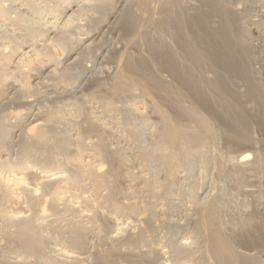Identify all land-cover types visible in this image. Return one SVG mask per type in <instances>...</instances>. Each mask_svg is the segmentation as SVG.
I'll use <instances>...</instances> for the list:
<instances>
[{"label": "bare ground", "instance_id": "bare-ground-1", "mask_svg": "<svg viewBox=\"0 0 264 264\" xmlns=\"http://www.w3.org/2000/svg\"><path fill=\"white\" fill-rule=\"evenodd\" d=\"M237 1L258 11L256 19ZM45 79L62 93L52 91L40 106ZM75 82L82 89L70 95ZM254 126L264 133V0H0V152L14 149L16 160L41 165L35 174L19 164L12 175L26 208L10 197V182L0 187V210L10 199L20 206L13 216L0 211V245L18 257L0 253V264H39L45 229L69 245L62 264H107L112 256L115 264H165L164 252L148 243L159 230L172 262L264 264V214L257 213L264 138H254ZM242 145L239 155L230 152ZM104 163L113 171H102ZM50 167L57 172L48 175ZM23 177L48 198L36 197ZM87 180L92 188L80 204L91 214L80 216L75 195L62 194L86 192ZM232 190L252 200L228 216ZM100 206L134 226L110 237L113 219L94 213ZM187 224L188 241H175ZM238 243L257 252L241 253Z\"/></svg>", "mask_w": 264, "mask_h": 264}, {"label": "rangeland", "instance_id": "rangeland-1", "mask_svg": "<svg viewBox=\"0 0 264 264\" xmlns=\"http://www.w3.org/2000/svg\"><path fill=\"white\" fill-rule=\"evenodd\" d=\"M240 3V4H239ZM236 6H237V8L241 11V10H243L245 13H248L249 14V12L251 13V15L250 16H252L253 15V19H256V17L255 16H257V13H258V15H259V12L257 11V12H255V11H253V9H249V8H247V9H245V10H248V11H245L244 10V8H243V6H242V1H237V3H236ZM253 13V14H252ZM8 27H6V28H4L3 29V31H4V34H6L7 36H11V37H13L14 39H15V41L16 42H23L24 40L22 39V38H19L22 34L19 32V31H15V29H10V27H9V29H7ZM5 29H6V31H7V33H5L6 31H5ZM12 31H14L15 32V35L13 34V33H11ZM8 32L10 33V34H8ZM17 32H18V34H20V35H17ZM14 35V36H13ZM18 40V41H17ZM255 39H253V43H255V45H257V44H260L257 40H256V42L254 41ZM9 43H6V44H3V46H5L6 47V45H8ZM9 46H10V44L8 45V47L7 48H9ZM94 62V64H92ZM90 65L94 68V71L96 72V73H98V72H100V69H101V67H100V65H99V63H97V61H92L91 63H90ZM98 65V66H97ZM46 80V79H45ZM45 80H43V86H41L40 87V89H38V93H39V96H40V101H39V103L41 104L40 106H43V104L44 105H46L47 103L46 102H44L45 100L44 99H47V98H49L50 96H51V92L52 91H54V93L55 94H60V93H62L61 91V89L57 86V85H54L55 83H53V81H51V80H49V79H47L46 81ZM52 82V83H51ZM45 83H47L46 85H45ZM53 84V85H52ZM78 84H79V86H78ZM72 85H75V86H72ZM72 85H70V87L68 88V93H70V95H75L79 90H81L82 89V84H80V83H78V82H75V84H72ZM56 87H58V88H56ZM80 89H79V88ZM43 88V89H42ZM52 88V89H51ZM50 90V91H47V90ZM57 89V90H56ZM60 90V91H59ZM40 91V92H39ZM45 92V93H44ZM57 92V93H56ZM59 92V93H58ZM53 93V92H52ZM46 94V95H45ZM48 95H50V96H48ZM43 98V99H42ZM41 99H42V101H41ZM37 102H35L34 104H33V107H34V109H36V107L38 108V107H40V106H38V104L39 103H37ZM43 103V104H42ZM141 106V105H140ZM12 110H14V109H12ZM25 118H27V120H28V117H25ZM23 119V120H25V121H23L22 120V122H21V126H23V129L24 130H27V127H26V123H27V120L26 119ZM103 118H101V120H102ZM101 122H103V123H106L107 122V118L105 119V117H104V119L101 121ZM29 123H27V125H28ZM133 124H135L136 125V122L134 121L133 122ZM134 125V126H135ZM255 127V126H254ZM253 127V131H252V134H253V136H254V138L256 139V140H260V138L262 139V138H264V133L260 130V131H258L259 129H258V127L256 128H254ZM217 128V132L219 133V134H221L222 132H224L223 130H222V128H221V126H217L216 127ZM225 134H226V132H225ZM260 134H262V135H260ZM14 136V137H13ZM12 136V142L13 143H15L16 142V140L17 139H15V135H13ZM88 139H89V141H91V140H93L94 138L93 137H88L86 140H87V142H88ZM107 138H105V140H106ZM106 141H108V140H106ZM222 143L220 144L221 146H223V140L221 141ZM257 142H259V141H257ZM147 142H145V139H143L142 140V144L143 145H145ZM258 145V147H259V144L257 143L256 144V146ZM14 147V146H13ZM12 147V148H13ZM242 147H244V145H242V146H233V149H231V151L230 152H232V154L233 155H239L240 153H238V151L240 152V150L242 149ZM15 148V147H14ZM245 148V147H244ZM13 150V151H12ZM14 153H15V151H14V149H6V151H2V152H0V187L2 186V183L4 184V182L5 183H9V184H7V185H9V187H8V191H9V193H10V197H12V198H15V199H17L18 201H17V203L20 205L21 203V208L22 209H24V208H26L25 206H27L26 204H23V201H24V199H25V196L23 195L24 193L22 192V190L21 189H19V186H17V184L16 185H14L15 183L12 181L13 180V174H15V172H14V170L16 169V167L19 165V164H23V165H28V167H31L30 169H31V171L33 172V173H35V174H37V173H39V172H41V170L39 169V167L41 166V165H39V164H36L35 162H33L32 160H26L24 163L22 162V161H18V160H16L15 158H16V155H14ZM253 156V155H252ZM2 158H6L5 160L6 161H4ZM9 158V159H8ZM253 158H255V156H253ZM15 159V160H14ZM262 160H261V163H263V167H264V158H261ZM31 161V162H30ZM4 162V163H3ZM29 163L31 164V166H29ZM33 163H35V164H33ZM49 166H51V165H49ZM103 167H102V171H107V172H112L113 171V168L111 167V166H108V165H106V163H104L103 165H102ZM51 168V167H50ZM48 169L47 171H46V173L48 174V175H50V174H54V173H56L57 172V170L56 169H53V168H51V169ZM53 169V170H52ZM132 170H133V172H137V170L138 169H136L135 167L134 168H132ZM63 175H64V173H63ZM25 180V183L28 185V186H31V187H33L34 189H35V191H36V193H35V195H36V197H38V198H40V199H42V198H44L45 196H46V198H48V195H49V193H47L48 191H43L42 189H41V187H40V185H38V183H37V180H35V182H33V180H29V178H25V177H23ZM9 179H11L10 181H9ZM36 179V178H35ZM8 180V181H7ZM197 180H199V179H197ZM7 181V182H6ZM29 181V182H28ZM14 184H13V183ZM262 182V184H261V188H262V191H263V188H264V181L262 180L261 181ZM33 183H35L34 185H33ZM37 183V184H36ZM222 184V185H221ZM85 186H86V192H84V193H79V191L78 190H76V189H74V188H72V190L71 189H69V190H64L65 191V193H64V195L62 194V196H67L66 198H68V199H70L71 198V196L73 195H75L74 197H76V198H74V197H72V199H70L71 201H72V203L75 205V207H78V209L80 210L79 212H80V216H82V215H88L90 212H88V211H86V209H84V207H83V205L82 204H80L81 203V200L80 199H82L83 197L85 198H87V196H88V193H89V188L91 189L92 188V183H90V180H87V181H85ZM237 185L236 184H234L233 186H232V188L233 189H235V187H236ZM217 188H220V189H224L225 187H226V185L221 181V182H217V186H216ZM246 187V188H245ZM245 187H243L244 189H246V190H255L253 187H251L250 185L248 186V185H246ZM1 189V188H0ZM87 189H88V191H87ZM44 192H46L45 194H44ZM67 192V193H66ZM69 192V193H68ZM63 193V192H62ZM71 193V194H70ZM72 193H74V194H72ZM79 193V194H78ZM87 193V194H86ZM231 195H230V197H233L232 199V201H231V203L229 204V206H228V209H226L227 211H226V214H228V216L230 215V216H232L233 214L235 215L236 213H237V208L239 207V205L241 204V202H248L247 200H248V197L247 198H245V197H242V196H236V194L237 193H235V190L233 191H230L229 192ZM232 193H233V195H232ZM77 194V195H76ZM82 194H84L83 195V197L81 196L80 197V195H82ZM235 194V195H234ZM71 195V196H70ZM238 195V194H237ZM69 196V197H68ZM236 196V197H235ZM77 197H79V198H77ZM247 199V200H245V199ZM127 200L126 198H123L122 200ZM251 199V198H250ZM252 200V199H251ZM251 200H249V202L251 201ZM157 201V200H156ZM261 201H263V202H261V204H260V206H258V209H257V213L259 214V216L260 217H262V215L264 214V199L263 200H261ZM11 202V203H10ZM21 202V203H20ZM152 203H155V199H152V201H151ZM248 202V203H249ZM17 203H15V200H13V199H10V201L9 200H6L5 202H4V208H2L0 211H2L1 212V215H2V213H3V215L4 214H6L7 216H13L14 214L16 215L18 212H19V208L18 207H20ZM16 204V205H15ZM81 206V207H80ZM186 206H187V204H186ZM83 207V208H82ZM235 207V208H234ZM263 207V208H262ZM16 208V209H15ZM106 209V210H105ZM235 209H236V211H235ZM108 210V208H105L104 206L102 207V206H100L99 208L97 207V208H95L94 209V213L97 211V213H98V215H100V212L101 213H103V214H105V215H107L108 217H110L111 219H113L112 220V225H111V228L112 229H110L109 230V232H108V235L110 234L111 236L110 237H120V234H122V231H123V229L125 230V229H129V228H131V227H133L134 226V224H133V220L131 219V218H129L128 216H126V215H117V214H115V212L111 209V210H109V211H107ZM229 210V211H228ZM231 210V211H230ZM231 212V213H230ZM83 213V214H82ZM263 213V214H262ZM26 214H28L27 212H26ZM25 214V215H26ZM91 214V213H90ZM261 214V215H260ZM0 215V216H1ZM2 215V216H3ZM6 215H4V216H6ZM166 215V220H170L169 222H173V223H176V222H181L182 223V217L181 216H178V215H175V217H174V215L173 214H170V213H166L165 212V214H164V216ZM167 215H169V216H167ZM233 215V216H234ZM1 216V217H2ZM173 216V217H172ZM181 217V218H180ZM168 218V219H167ZM175 218V219H174ZM180 219V220H179ZM171 222V223H172ZM234 223L233 224H236L237 223V220L236 221H233ZM127 224V225H126ZM133 225V226H132ZM113 226V227H112ZM187 226V227H186ZM188 226H189V224H187V225H185V227H183L181 230H178L177 232H176V234H174L175 236H174V240L175 241H177V242H179V240L180 241H188V237H190V234H189V228H190V226H189V228H188ZM233 228L235 227V225H231ZM232 227H230V228H232ZM187 228V229H186ZM232 228V229H233ZM186 229V230H185ZM106 234V233H105ZM42 235L44 236V237H46L47 239H49L48 240V245H47V250H46V253H45V255L40 259V263L39 264H62L61 263V259H62V257L60 256L61 255V253H66V252H68L69 251V245L63 240V239H61L60 237H58V235L54 232V231H50V230H47V229H45V230H43L42 231ZM115 235V236H114ZM166 231L165 230H159L158 232H156L155 234H153V235H149L148 237L149 238H151V236L153 237V238H151V239H149L148 238V243H150L149 244V246L150 247H153V248H157V249H159V250H161V252H164V254H163V256H162V258L163 259H161V261L162 262H164L165 264H177L178 262H180V263H182V260H184V259H186L185 260V262L186 263H182V264H199V263H201V261H198V260H196V262L198 261V263H196L195 262V260L194 259H192V262L190 263V261H191V259L189 258L188 259V257H180V258H182V260L180 259V258H178L176 261H171V259L169 258V254H168V251H169V249H168V246H166L167 245V239H166ZM187 235H188V237H187ZM155 236V237H154ZM186 236V237H185ZM164 237V238H163ZM176 237V238H175ZM183 237V238H182ZM162 238V239H161ZM181 238V239H180ZM153 239V240H152ZM178 239V240H177ZM163 240H164V242H163ZM190 240V239H189ZM166 241V242H165ZM153 243V244H152ZM3 244H4V247H3ZM68 245V246H67ZM165 245V246H164ZM2 248H4L3 250H2V248L0 247V249L2 250H0V253H3L2 255H3V257H5L4 256V254L9 258V259H11V260H14V259H17L18 257L17 256H15L13 253H10L9 251H8V247H9V245H5V243L2 241V244L0 245ZM49 247V248H48ZM89 248H90V246H89ZM104 248V247H103ZM125 248V247H124ZM7 249V250H6ZM63 249V250H62ZM64 249H65V251H64ZM68 251H67V250ZM236 249H237V251H239V252H245V253H252V252H257V250H255V249H253L251 246H247V245H244V244H242V243H238L237 245H236ZM89 251H91V249H88ZM248 251V252H247ZM251 251V252H250ZM6 252V253H5ZM7 252H9L8 254H7ZM262 254L260 255V252L258 253L259 255H260V257L262 258V260H264L263 259V257H264V249H262V252H261ZM13 254V255H12ZM167 254V255H166ZM86 255H88V254H86ZM263 255V256H262ZM14 257V258H13ZM15 257H17V258H15ZM52 260H50V259ZM165 258V259H164ZM57 259V260H56ZM110 259H111V261H109L107 264H115V261H117L116 260V258L114 257V256H112V257H110ZM189 260V261H188ZM194 260V261H193ZM171 261V262H170ZM188 261V262H187ZM60 262V263H59ZM179 263V264H180ZM84 264H89V263H84ZM201 264H203V263H201ZM212 264H214V263H212Z\"/></svg>", "mask_w": 264, "mask_h": 264}]
</instances>
